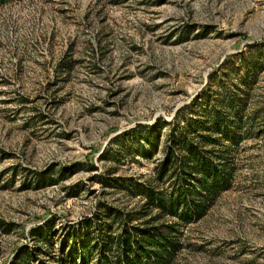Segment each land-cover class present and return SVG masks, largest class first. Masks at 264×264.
I'll list each match as a JSON object with an SVG mask.
<instances>
[{"label":"rangeland","instance_id":"1","mask_svg":"<svg viewBox=\"0 0 264 264\" xmlns=\"http://www.w3.org/2000/svg\"><path fill=\"white\" fill-rule=\"evenodd\" d=\"M255 46H264V0H21L1 7L0 264L39 246L33 233L40 229L52 231L59 246L99 200L129 208L133 199L112 187L115 179L148 176L162 154L117 161V137L158 117L171 120L210 73L217 89L224 64L238 63L240 54L255 58ZM237 79L231 73L227 83ZM250 85L243 118L259 134L247 130L237 141L232 186L184 232L186 247L173 264H264L263 63ZM104 149L111 159L101 158Z\"/></svg>","mask_w":264,"mask_h":264},{"label":"trees","instance_id":"2","mask_svg":"<svg viewBox=\"0 0 264 264\" xmlns=\"http://www.w3.org/2000/svg\"><path fill=\"white\" fill-rule=\"evenodd\" d=\"M16 1L21 0H0V8ZM251 51L255 58L240 54L238 63L224 64L217 89L210 73L171 120L158 117L117 137V161L128 157L140 163L162 154L153 159L148 176L115 179L112 187L133 199L129 208L99 200L95 212L79 222V229L70 228L59 246L51 242L52 231L40 229L33 233L39 246L18 251L8 264H45L41 255L54 264H173L186 247L184 232L232 186L237 169L231 153L237 141L247 130H253L251 137L259 134L253 119L243 118L250 84L264 65V46ZM69 64L61 65L70 70ZM231 73L238 78L233 86L227 83ZM101 158L112 156L104 149ZM88 170L96 167L90 164Z\"/></svg>","mask_w":264,"mask_h":264}]
</instances>
